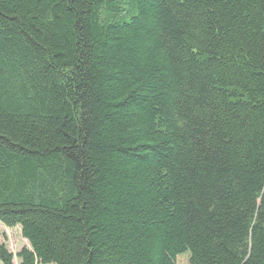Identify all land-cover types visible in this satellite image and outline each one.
Segmentation results:
<instances>
[{
    "label": "trees",
    "instance_id": "16d2710c",
    "mask_svg": "<svg viewBox=\"0 0 264 264\" xmlns=\"http://www.w3.org/2000/svg\"><path fill=\"white\" fill-rule=\"evenodd\" d=\"M0 223L19 264H264V0H0Z\"/></svg>",
    "mask_w": 264,
    "mask_h": 264
},
{
    "label": "rangeland",
    "instance_id": "374dc122",
    "mask_svg": "<svg viewBox=\"0 0 264 264\" xmlns=\"http://www.w3.org/2000/svg\"><path fill=\"white\" fill-rule=\"evenodd\" d=\"M0 243L7 246V249L14 255V264H19L17 254L24 248H29V243L23 238L21 228H7L0 223ZM1 264V263H0Z\"/></svg>",
    "mask_w": 264,
    "mask_h": 264
}]
</instances>
